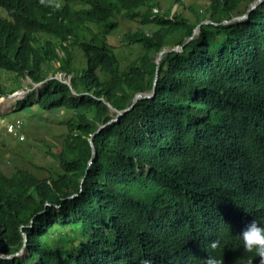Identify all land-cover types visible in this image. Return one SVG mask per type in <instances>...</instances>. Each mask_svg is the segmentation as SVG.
<instances>
[{
    "label": "trees",
    "instance_id": "obj_1",
    "mask_svg": "<svg viewBox=\"0 0 264 264\" xmlns=\"http://www.w3.org/2000/svg\"><path fill=\"white\" fill-rule=\"evenodd\" d=\"M202 1L191 20L169 10L157 16L152 0H0V96L26 75L38 84L57 70L72 75L80 95L48 80L12 112L67 118L46 176L0 172V255L18 252L27 237V256L0 264H201L208 254L259 264L237 235L253 219L264 222V1L241 22L231 20L255 0ZM119 15L138 22L121 40L143 53L125 66L107 40ZM205 21L214 24L193 36ZM191 37L156 66L170 40L180 46ZM156 75L153 99L92 137L89 165L88 139L113 117L109 105L121 111L150 93ZM58 230L80 249L47 248Z\"/></svg>",
    "mask_w": 264,
    "mask_h": 264
},
{
    "label": "rangeland",
    "instance_id": "obj_2",
    "mask_svg": "<svg viewBox=\"0 0 264 264\" xmlns=\"http://www.w3.org/2000/svg\"><path fill=\"white\" fill-rule=\"evenodd\" d=\"M154 1L155 4H152L154 7L152 12L156 9L153 13L157 16H160L162 13L169 10L171 14L181 12L185 17L191 20H193V10H200L202 4H204L202 0H181L180 2L179 0H152V2ZM179 3H181L180 6ZM150 18L152 19L153 17L151 16ZM134 20L135 19L130 20L124 18L122 15L117 16L111 21V23L114 24V32L107 36L109 44L113 46L114 51L124 66L132 63L139 55L143 54L138 46H128L121 40L126 32L138 29L139 24ZM88 27H90L97 36H100L104 29L102 28L100 31L93 25H88ZM198 33L199 30H196L195 35ZM44 38L47 40H54V38L49 36ZM167 47L174 48L177 46L174 44L173 40H170L169 46ZM179 51H182V49ZM73 53L74 67L79 70L84 65L82 54L77 50H74ZM8 85L10 86V83ZM29 87H32V81L26 77L21 84V89L27 91ZM35 91L34 86V88L27 93L32 94ZM4 100L8 101V104H1L4 103L3 101L0 103V114L4 115V117H0V172L8 175L15 169L22 168L30 172H35V175L39 177L46 176L51 167H54L52 155L59 152L61 142L65 137L64 129L67 114H55L53 112L46 113L38 111L35 108L22 110L17 114H11L13 111V109H11L13 103L9 105L10 99L7 97H5ZM18 100L19 99H15V102ZM113 112L114 110L111 109V113ZM6 114L10 115L5 117ZM12 118H20L25 124L23 126V134L25 136V141L23 143L15 141L13 139L15 137L12 138L11 135L10 137L7 135L9 128H7V130L4 129L6 124L5 121L7 119L12 120ZM17 128L19 130V127ZM57 229L59 228H54L53 231H56ZM57 234L66 233L64 230H58L51 238L46 239L45 244L47 248L60 250H72L73 248L76 250L80 249L81 244H68L66 240H59ZM51 242L54 244H51ZM26 256V251L22 250L18 253L19 258L23 259Z\"/></svg>",
    "mask_w": 264,
    "mask_h": 264
},
{
    "label": "clouds",
    "instance_id": "obj_3",
    "mask_svg": "<svg viewBox=\"0 0 264 264\" xmlns=\"http://www.w3.org/2000/svg\"><path fill=\"white\" fill-rule=\"evenodd\" d=\"M155 10L156 9H154L153 12ZM170 14H171V12H170ZM152 17H154V16H152ZM238 22H241V21H238ZM198 28L199 27L195 28L194 31L198 30ZM193 36H195V33L193 34ZM164 49H169V48H164ZM57 67H58L57 64H55L54 65V68L56 69ZM26 74L27 73H25V75ZM52 75L53 76L50 75L49 77H47L45 80H43L42 82H40L38 84H35L34 82H32V87H29V89L27 91L33 89L34 86H38V85H42L43 86V85H45V82H47L48 80H56L57 82H59V83H61L63 85H66L69 88V90L71 91V93H72L73 96H75V97H79L80 96L71 87V85H72V75L67 74L65 72H62V71H58V70L55 71V73L52 74ZM26 77L28 78L27 75H26ZM59 77H61L63 79V81L60 80ZM41 88L42 87H39V89H41ZM37 90H38V88L36 89V92H37ZM27 91L22 90L21 87H20V88H18V90L14 91L12 93H7V94H4V95H1L0 96V103H1V101H3L4 103H1V104L7 105L8 104V101H5L4 98L5 97L9 98L10 99L9 105H11L13 103L12 109L14 111V109L16 107V104L17 103H20L19 101H24L28 97V95H30L29 93H27L25 95H21L22 93L27 92ZM15 99H19V101H16L15 102ZM0 107H1V105H0ZM110 107L111 106L109 105V108ZM113 110H115V109H113ZM9 115L10 114H6L5 117L6 116H9ZM114 117H115V115H113L112 118H114ZM113 123H116V122H113ZM109 124H111V123H109ZM109 124H107V125H109ZM10 125H13V126L16 125L17 127L21 128L20 127V123H18V124L10 123ZM101 126H103V125H101ZM101 126H99V128L96 131H99V129L101 128ZM7 135L10 136V135H13V133L9 132ZM93 135H96V134L93 133ZM92 137H94V136H91V138H89V139L92 140ZM89 139H88V142H89ZM24 141L25 140L21 141L20 143H23ZM91 154H92V152H91ZM91 163H88V164L90 165ZM237 236H238L239 240L243 243L244 249L246 251L250 252V253H253L254 254V258H257L258 257L259 258V264H264V222H258L256 219H253L250 223H248L247 225H245V227L240 231V233ZM209 246L211 247V249L215 250V249H217L219 247V241L218 240H212V241H210ZM16 253H20V252L18 251ZM0 257L1 258H4L5 256L3 257L2 255H0ZM16 257H18V256H16ZM200 260H201V264H224L223 259H222V256H216V255H213V254H208L204 259H200ZM140 264H152V260L149 259V258H144V259L141 260ZM246 264H253V258H248L247 261H246Z\"/></svg>",
    "mask_w": 264,
    "mask_h": 264
},
{
    "label": "water",
    "instance_id": "obj_4",
    "mask_svg": "<svg viewBox=\"0 0 264 264\" xmlns=\"http://www.w3.org/2000/svg\"><path fill=\"white\" fill-rule=\"evenodd\" d=\"M263 1H264V0H255V1H253L252 3H254V4L251 6V4H252V3H251V4L248 6L247 11H246L243 15L238 16V17H234L231 21H240V20L246 19V18L248 17L249 13H250L251 11H253V10H254V9H255L260 3H262ZM225 23H226V22H222V24H225ZM206 24H214V23H212V22H210V21H206V22H202V23H200L197 27H200L201 25H206ZM215 25H217V24H215ZM197 27H196V28H197ZM194 33H195V31L193 32V34H194ZM191 39H192V38H189L188 40L190 41ZM189 41L185 42L183 45H180V46H177V47H174V48L163 49V50L160 51V52L158 53V55H157V62H159V60L162 58L163 54H165V53H176V52H180L179 50H180V49H183L184 45L187 44ZM155 86H156V85H153L154 88H155ZM154 93H155V91L153 90L152 93L149 94V95H140V94L136 95V96L134 97V99L132 100L131 106H130V107H126V108H124V109L121 110V111H116V112H115V113H116L115 117L112 118L107 124H109V123H113V122H117V120H118L123 114H125L127 111H129L131 108H133L134 104L138 101V99H140V98H151V99H153V97H154ZM107 124L101 126V128L99 129V131H100L102 128H104ZM99 131H96L95 134H97ZM92 136H94V135H92ZM89 144H90L91 152H92V154H91V160L89 161V163H91L92 160L94 159V157L96 156V151H95V148H94V146H93V143H92V140H91V139H89ZM23 238H24V242H26L27 238H26L24 235H23ZM24 247H25V245L23 244V246L21 247V249L19 250V252H21V250H22ZM16 256H18V253H15V254H12V255L5 256L4 258H6V259H11V258H14V257H16ZM0 258H1V257H0Z\"/></svg>",
    "mask_w": 264,
    "mask_h": 264
},
{
    "label": "bare ground",
    "instance_id": "obj_5",
    "mask_svg": "<svg viewBox=\"0 0 264 264\" xmlns=\"http://www.w3.org/2000/svg\"><path fill=\"white\" fill-rule=\"evenodd\" d=\"M254 3H252L251 4V6L253 5ZM248 18V17H247ZM225 25V24H224ZM168 48V47H167ZM162 51V50H161ZM162 59V58H161ZM161 59L159 60V62H157V57L155 58V64H156V66H159V64H160V61H161ZM157 72H158V69H157ZM59 79L60 80H62L63 81V79L61 78V77H59ZM156 83H157V75L155 76V79H154V81H153V85H156ZM39 87H42V85H38V86H35V90L37 89V88H39ZM155 91V88L153 87V89H152V91ZM152 91L150 92V93H137V94H135L134 96H133V98H132V100L134 99V97L136 96V95H138V94H140V95H149V94H151L152 93ZM28 92V91H27ZM27 92H24V93H22L21 95H25V94H27ZM31 95V94H30ZM154 96H155V93H154ZM140 99H151V98H140ZM140 99H138V101L140 100ZM132 100H131V103H132ZM19 101V100H18ZM137 103V102H136ZM135 103V104H136ZM134 104V105H135ZM131 106V104L129 105V106H127V107H130ZM12 109V108H11ZM110 109H113L112 107H110ZM132 109V108H131ZM118 111V110H117ZM114 112H116V110H114ZM111 113V114H113V115H116V113ZM112 115V116H113ZM6 123V122H5ZM4 123V124H5ZM16 125H14V126H11L10 125V122L9 123H6L5 124V126H4V129L5 130H7V128H13V131H14V133L16 134V135H11L12 136V138L13 137H15V138H13L15 141H18V142H21V141H23L24 139H25V136H24V134H23V130H18V128L17 127H15ZM3 129V130H4ZM8 133H9V131H8ZM10 137V136H9ZM3 174H5V173H3ZM39 177V176H38ZM75 197V196H74ZM30 227V226H29ZM23 235H25L26 236V234L25 233H22ZM27 238V237H26ZM24 245H25V242L23 243ZM23 251H25V248H23L22 249ZM21 250V251H22Z\"/></svg>",
    "mask_w": 264,
    "mask_h": 264
},
{
    "label": "built area",
    "instance_id": "obj_6",
    "mask_svg": "<svg viewBox=\"0 0 264 264\" xmlns=\"http://www.w3.org/2000/svg\"><path fill=\"white\" fill-rule=\"evenodd\" d=\"M11 126H13V125H11ZM9 132L13 133V135H16V134L14 133V131H13V128H12V127H11V128H9Z\"/></svg>",
    "mask_w": 264,
    "mask_h": 264
}]
</instances>
